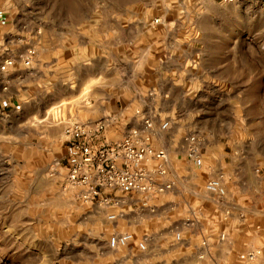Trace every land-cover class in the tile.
<instances>
[{"label": "clouds", "instance_id": "obj_1", "mask_svg": "<svg viewBox=\"0 0 264 264\" xmlns=\"http://www.w3.org/2000/svg\"><path fill=\"white\" fill-rule=\"evenodd\" d=\"M0 264H264V0H0Z\"/></svg>", "mask_w": 264, "mask_h": 264}, {"label": "built area", "instance_id": "obj_2", "mask_svg": "<svg viewBox=\"0 0 264 264\" xmlns=\"http://www.w3.org/2000/svg\"><path fill=\"white\" fill-rule=\"evenodd\" d=\"M105 167L107 168V167H109L108 165H105ZM99 190V189H98Z\"/></svg>", "mask_w": 264, "mask_h": 264}]
</instances>
